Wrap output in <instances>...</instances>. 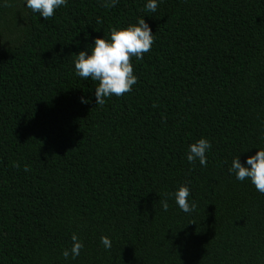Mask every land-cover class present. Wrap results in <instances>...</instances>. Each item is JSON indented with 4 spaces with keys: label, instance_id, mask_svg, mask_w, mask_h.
Wrapping results in <instances>:
<instances>
[{
    "label": "trees",
    "instance_id": "16d2710c",
    "mask_svg": "<svg viewBox=\"0 0 264 264\" xmlns=\"http://www.w3.org/2000/svg\"><path fill=\"white\" fill-rule=\"evenodd\" d=\"M9 2L0 264H264V194L229 172L264 149V0H157L154 13L148 0H67L47 21ZM141 18L155 42L132 58L138 82L95 105L97 82L75 74V54ZM200 138L206 166L187 160ZM180 186L190 213L169 195ZM73 233L84 247L65 259Z\"/></svg>",
    "mask_w": 264,
    "mask_h": 264
},
{
    "label": "clouds",
    "instance_id": "9594fccd",
    "mask_svg": "<svg viewBox=\"0 0 264 264\" xmlns=\"http://www.w3.org/2000/svg\"><path fill=\"white\" fill-rule=\"evenodd\" d=\"M28 9L34 13H39L45 21L55 15L56 9L65 6L67 0H23ZM119 0H102V6L113 8ZM9 0H5L0 7H11ZM158 8L157 0H148L145 9L156 12ZM97 23H101L98 19ZM155 37L146 21L141 18L137 23L129 24L127 27H110L107 38H94L93 44L88 50L75 54L74 70L81 80L91 79L97 82L95 86V105L101 107L106 103V98L116 96L121 97L129 93L132 87L138 82L134 74L132 58L141 60L145 53L151 51ZM82 103L88 100L81 98ZM211 148L210 142L205 138H200L195 143L188 146L187 160L190 164L196 160L201 166L207 165V151ZM246 165H242L240 160L234 158L229 168L230 173H234L238 181L249 180L254 188L264 194V149L257 150L255 155L246 158ZM13 167L20 168L18 162ZM25 172L30 171L27 165ZM169 195L174 197L179 209L185 213L195 210L196 204L188 202L190 195L187 186H180L178 190ZM164 211H167L169 204L167 200L160 201ZM72 246L64 249L62 256L68 259L69 256L75 259L80 255L84 245L77 234L71 235ZM101 243L106 249L111 248V240L107 236H101Z\"/></svg>",
    "mask_w": 264,
    "mask_h": 264
}]
</instances>
